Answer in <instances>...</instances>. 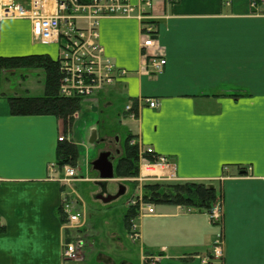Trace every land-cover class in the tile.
<instances>
[{"label": "crops", "instance_id": "1", "mask_svg": "<svg viewBox=\"0 0 264 264\" xmlns=\"http://www.w3.org/2000/svg\"><path fill=\"white\" fill-rule=\"evenodd\" d=\"M150 1L152 48H143L137 19H101L105 55L127 75L86 103L107 115L117 104L134 105L135 117L124 109L126 121L119 116L110 127L117 147L125 155L128 137L137 138L142 147L170 157L183 181L214 185L223 198L224 220L214 225L206 211L158 204L155 215L135 219L140 237L133 248L141 258L134 261L144 264L145 256L155 255L158 264H200L194 256L205 255L223 231L225 259L215 264H264V0ZM130 2L138 8L143 0ZM11 22L24 26L26 42L14 51L0 49V57L58 59V48L34 41L27 20L0 22V37L12 29ZM150 56L167 60L162 74L147 71ZM143 99L156 100L157 108ZM74 123L66 127L52 115H13L9 105L0 104V219L5 226L0 264H63L71 230L60 211L64 201H72L57 165L58 139L76 144L70 137ZM97 133L98 140L108 134Z\"/></svg>", "mask_w": 264, "mask_h": 264}, {"label": "built area", "instance_id": "2", "mask_svg": "<svg viewBox=\"0 0 264 264\" xmlns=\"http://www.w3.org/2000/svg\"><path fill=\"white\" fill-rule=\"evenodd\" d=\"M151 8L150 1H144V5L136 11L129 0H0V21L29 20L36 41L45 46H59L60 96L90 98L126 74V71H117L105 57L104 49L99 43L100 20L105 17L138 19L147 36L144 47L150 48L154 42L150 37L152 27L148 26L147 21L153 17L147 13V9ZM166 65L165 59L154 56L148 62V68L156 74H162ZM147 102L151 108L157 107L156 101ZM126 110L132 112V106H127ZM59 141H65V138L62 137ZM131 145L138 150L139 169L138 175L130 181L139 185L181 181L176 165L168 157L157 154L152 148L142 150L137 140H132ZM65 174L64 182L67 183L77 176V171L66 166ZM137 203L131 201L130 205L135 206ZM141 205L148 214H155L152 206ZM65 213L70 224H79V214H72L67 208ZM222 218V206L218 204L210 213V219L214 223H221ZM134 236L138 237L136 227ZM78 252L79 245L67 244L64 248L65 261L77 259ZM224 256L225 239L223 233H219L210 252L200 258L201 264H213L214 261L223 260Z\"/></svg>", "mask_w": 264, "mask_h": 264}, {"label": "rangeland", "instance_id": "3", "mask_svg": "<svg viewBox=\"0 0 264 264\" xmlns=\"http://www.w3.org/2000/svg\"><path fill=\"white\" fill-rule=\"evenodd\" d=\"M9 25V28L12 29L0 37V49L14 51L20 43L26 42L25 28L16 22H11ZM53 46L59 49L58 45ZM53 53L54 51H52ZM12 57L22 56L13 55ZM44 76L46 74L43 69L3 71L0 74V104L9 105L8 98L15 95L34 97L45 94ZM123 110L124 105L120 103L115 106L112 115H107L103 109L94 112L92 104L84 102L80 111V119L74 123L70 137L76 140L79 148L80 157L76 166L79 167V176L75 182L65 186V194L74 202L71 209L80 212L82 222L79 225L70 224L74 230L66 241L82 243V247H79L78 258L85 261L71 264H130L131 261L132 264H136L134 258H141V255H138L133 248L134 237L131 234L133 220L127 222V214L130 210L135 209V207L129 206L130 201L138 199L139 191L145 193L147 185L140 187L137 183L130 182V179H134L135 176L118 178L115 182L110 181L108 184L100 186V183L95 182L98 179V174H95L91 167V163L102 152L108 150L114 152L118 136L116 132L111 133L110 127L112 124L118 123L119 116L123 122L126 121L123 117ZM110 117L116 118L115 122ZM93 130H98L100 133L107 131L108 134L104 137L99 135L98 142L91 144ZM118 132L121 133V128H118ZM122 136L125 142L128 136L126 130L122 132ZM103 139L106 141L103 142ZM123 155L121 158L124 157ZM118 163H114L115 171ZM119 184H124L130 190L127 196L124 195L107 205L96 199L101 192H106L103 193L105 196L117 194ZM162 189L163 187H160L157 192ZM149 257H144V264L150 263Z\"/></svg>", "mask_w": 264, "mask_h": 264}, {"label": "trees", "instance_id": "4", "mask_svg": "<svg viewBox=\"0 0 264 264\" xmlns=\"http://www.w3.org/2000/svg\"><path fill=\"white\" fill-rule=\"evenodd\" d=\"M18 69H43L46 74L45 94L42 97L22 96L8 98V104L13 115L42 116L52 115L61 119L66 127L75 122L74 115L82 109V98H64L59 94L61 75L58 61L48 55H29L22 57H0V74L3 71ZM131 136L127 139L123 158L118 160L115 171L116 178L135 177L138 174L139 155L136 147L130 145ZM79 148L74 142H62L58 148L57 165L76 166L79 161ZM163 187L162 191L157 190ZM165 187V188H164ZM144 193L145 200L153 204H173L194 208L200 211H210L222 198L220 191L212 184L188 182L177 184H148ZM158 188V189H157ZM149 190V191H148ZM61 221L64 217L60 211ZM138 216L137 209L127 214V222ZM5 232V226L0 219V234Z\"/></svg>", "mask_w": 264, "mask_h": 264}, {"label": "water", "instance_id": "5", "mask_svg": "<svg viewBox=\"0 0 264 264\" xmlns=\"http://www.w3.org/2000/svg\"><path fill=\"white\" fill-rule=\"evenodd\" d=\"M93 111H97L95 108ZM98 141L97 131L93 130L92 137L90 139L91 144H95ZM114 157L111 156V152H103L99 155V157L92 163L93 170L99 174V178L102 181L101 186L105 185V182L111 181L115 177V169H114ZM125 187L120 186L119 191L115 195H107L103 194L97 196L98 200H101L104 204L111 203L121 196L125 194Z\"/></svg>", "mask_w": 264, "mask_h": 264}, {"label": "flooded vegetation", "instance_id": "6", "mask_svg": "<svg viewBox=\"0 0 264 264\" xmlns=\"http://www.w3.org/2000/svg\"><path fill=\"white\" fill-rule=\"evenodd\" d=\"M115 148H114V152L112 150H109V152L112 153V156L115 158V161L118 160L120 158V154H121V150L117 147V145L115 144Z\"/></svg>", "mask_w": 264, "mask_h": 264}]
</instances>
